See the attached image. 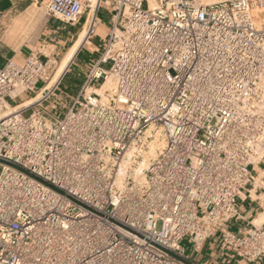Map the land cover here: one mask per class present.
<instances>
[{
	"label": "built area",
	"instance_id": "obj_1",
	"mask_svg": "<svg viewBox=\"0 0 264 264\" xmlns=\"http://www.w3.org/2000/svg\"><path fill=\"white\" fill-rule=\"evenodd\" d=\"M154 1L46 0L87 39L117 18L70 104L44 106L55 60L0 66V264H198L218 233L231 264L264 262V223L228 229L264 145V0Z\"/></svg>",
	"mask_w": 264,
	"mask_h": 264
},
{
	"label": "crops",
	"instance_id": "obj_2",
	"mask_svg": "<svg viewBox=\"0 0 264 264\" xmlns=\"http://www.w3.org/2000/svg\"><path fill=\"white\" fill-rule=\"evenodd\" d=\"M114 14V10L109 6H101L97 12L98 24L95 34L88 39L84 38L69 56L71 49L79 42L82 33L86 30L85 13L78 21L69 23L48 14L46 0H0V66L8 59L22 63L31 54L37 55L43 61L53 59L55 66L66 57L69 56V60L73 57L61 77L54 96L44 103L48 108L59 101H65L66 105L70 104L85 80L89 65L96 62L105 49L109 31L117 19ZM259 17L264 20V11H261ZM101 47L103 51L97 56V50ZM69 73L81 78L75 96H71L67 91L58 94L62 89V81ZM31 96L13 105L19 106L34 97ZM251 171L253 182L237 198L239 215L228 224L229 230L239 234L246 232L253 225L259 226L264 223V219L261 221V216L264 214V145L251 165ZM220 236L221 234L218 233L215 237L205 240L198 251L191 249L192 259L198 264H231L229 254L220 248ZM232 262H236V259L234 258ZM237 264H264V262L240 260Z\"/></svg>",
	"mask_w": 264,
	"mask_h": 264
},
{
	"label": "bare ground",
	"instance_id": "obj_3",
	"mask_svg": "<svg viewBox=\"0 0 264 264\" xmlns=\"http://www.w3.org/2000/svg\"><path fill=\"white\" fill-rule=\"evenodd\" d=\"M201 1L205 2V3H211V2H214V1H217V0H201ZM150 4H151V7H155L157 5L154 0H150ZM261 11H263V9H260V8H256L253 11V14L255 15V21H256V24H257L258 27L261 26L264 23L263 19H259ZM87 35H88V24H87L86 30L82 33L79 42H77V44L73 47V49H71V52H70L69 56H71L73 54V52H74L75 48L78 46V44L84 38H87ZM68 57H66L65 59L61 60L55 66V68H54L53 72L51 73V76H50V78L48 80V84L46 86V89L53 88L58 83V81L61 79V77L65 73L66 69L68 68L71 60L73 59V57H72L69 60ZM111 86H112L111 85V81L108 79L105 83L102 84V86H98L96 88H88V92H90L92 89H95L96 92H98L101 95H104L105 89L110 88ZM41 96H42V94H41V92H39L36 96H34L30 100L26 101L25 103H23V104H21L19 106H17V105L11 106V109L12 110H16V109H20V108H24L26 106H29V105L35 103L36 101H38L41 98ZM163 144H164L163 139L159 136V132H157L155 134L153 140L149 144L150 145V153L151 154H148V155L156 156V154L158 153V150L162 148ZM263 219H264V214L261 216V221Z\"/></svg>",
	"mask_w": 264,
	"mask_h": 264
},
{
	"label": "rangeland",
	"instance_id": "obj_4",
	"mask_svg": "<svg viewBox=\"0 0 264 264\" xmlns=\"http://www.w3.org/2000/svg\"><path fill=\"white\" fill-rule=\"evenodd\" d=\"M102 51H103V48L102 47L99 48L97 50V54L96 55L97 56L100 55ZM108 66H109V64H104V67H108ZM80 83H81V78L80 77H78V76L77 77L76 76L74 77L72 73H69L68 76H66V78L62 81V83H61L62 89L60 91H58V94H61V93L64 94L65 91H67L71 96H75L77 94V90H78V87H79ZM41 84L42 83H39L38 86H41ZM31 94L32 93H30V92L29 93L28 92L25 93L21 98L16 99V100H13L12 101V104L13 103H16V102H18V101H20V100H22L24 98L29 97ZM61 109L62 108H60V110L57 111V113H58L57 116L61 115V112H59V111H62ZM28 113L29 112H26V114H28ZM150 143H151V141H150ZM158 152H159V150H158ZM144 154H151L150 153V145H149L148 150ZM183 244L188 248V251H189L190 244L187 243V240L186 239L183 240Z\"/></svg>",
	"mask_w": 264,
	"mask_h": 264
}]
</instances>
